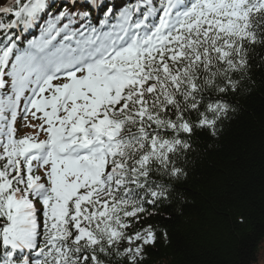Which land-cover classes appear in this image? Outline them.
Here are the masks:
<instances>
[{
    "label": "snow or ice",
    "instance_id": "6c2138e0",
    "mask_svg": "<svg viewBox=\"0 0 264 264\" xmlns=\"http://www.w3.org/2000/svg\"><path fill=\"white\" fill-rule=\"evenodd\" d=\"M261 52L264 0H0V264H146Z\"/></svg>",
    "mask_w": 264,
    "mask_h": 264
},
{
    "label": "trees",
    "instance_id": "16d2710c",
    "mask_svg": "<svg viewBox=\"0 0 264 264\" xmlns=\"http://www.w3.org/2000/svg\"><path fill=\"white\" fill-rule=\"evenodd\" d=\"M253 77L254 89L235 98L239 109L218 139L202 131L192 137L189 175L177 185L184 201L152 218L170 239L149 249L146 264H257L242 254L264 239V69ZM241 215L245 224L237 223Z\"/></svg>",
    "mask_w": 264,
    "mask_h": 264
},
{
    "label": "rangeland",
    "instance_id": "374dc122",
    "mask_svg": "<svg viewBox=\"0 0 264 264\" xmlns=\"http://www.w3.org/2000/svg\"><path fill=\"white\" fill-rule=\"evenodd\" d=\"M257 264H264V239L262 240L260 247H259Z\"/></svg>",
    "mask_w": 264,
    "mask_h": 264
}]
</instances>
